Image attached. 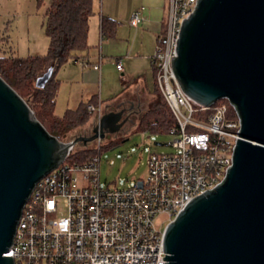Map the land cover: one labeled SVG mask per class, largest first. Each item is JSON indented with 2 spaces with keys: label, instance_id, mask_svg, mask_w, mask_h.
Returning <instances> with one entry per match:
<instances>
[{
  "label": "water",
  "instance_id": "obj_1",
  "mask_svg": "<svg viewBox=\"0 0 264 264\" xmlns=\"http://www.w3.org/2000/svg\"><path fill=\"white\" fill-rule=\"evenodd\" d=\"M173 74L202 106L225 99L240 130L224 179L188 201L164 227V264H264V0H196L183 18ZM49 67L35 81L44 88ZM90 136L50 135L0 77V264L35 184L77 143L119 132L121 112H103Z\"/></svg>",
  "mask_w": 264,
  "mask_h": 264
},
{
  "label": "built area",
  "instance_id": "obj_2",
  "mask_svg": "<svg viewBox=\"0 0 264 264\" xmlns=\"http://www.w3.org/2000/svg\"><path fill=\"white\" fill-rule=\"evenodd\" d=\"M195 5L196 0H168L167 21L151 56L157 88L175 120L169 134L177 151L151 153L146 176L125 189L100 186L99 157L84 163L66 158L35 184L22 209L4 254L14 264L167 263L164 227L155 219L163 215L167 225L189 200L224 179L240 130L227 100L202 106L184 94L173 74L180 25ZM142 10L131 13L130 25L144 21ZM88 110L101 113L92 105Z\"/></svg>",
  "mask_w": 264,
  "mask_h": 264
},
{
  "label": "crops",
  "instance_id": "obj_3",
  "mask_svg": "<svg viewBox=\"0 0 264 264\" xmlns=\"http://www.w3.org/2000/svg\"><path fill=\"white\" fill-rule=\"evenodd\" d=\"M93 8L95 13L89 20L87 38L89 49L78 53L77 60H69L55 73L59 88L54 111L58 106L64 112L74 110L80 103L94 99V104L90 105L100 107L102 113L130 90L140 89L145 95H152L154 91L156 83L151 56L157 36L167 21L168 0H93ZM140 8H143L144 21L137 26L130 25L131 13ZM103 17L115 22L110 37L101 34ZM46 40L48 46L47 36ZM27 42L26 53L21 56L46 54L44 49L36 50L35 41L29 39ZM4 52L18 56L5 34L0 37V54ZM94 65L99 68L94 69ZM149 72L151 86L148 84Z\"/></svg>",
  "mask_w": 264,
  "mask_h": 264
},
{
  "label": "trees",
  "instance_id": "obj_4",
  "mask_svg": "<svg viewBox=\"0 0 264 264\" xmlns=\"http://www.w3.org/2000/svg\"><path fill=\"white\" fill-rule=\"evenodd\" d=\"M94 13L93 0H51L42 13V25L48 39L46 54L28 57L5 52L0 54V77L27 102L47 132L59 139L88 122L91 115L88 106L95 102L94 99H90L88 102L80 103L74 110H66L62 116L54 114L59 88L55 73L69 60H77L78 53L89 49L87 42L89 20ZM114 26L113 20L103 17L102 36H112ZM49 67H53L50 79L44 88H36V79ZM231 113L234 114L232 110ZM174 126L175 120L164 99L159 95L139 118L136 130L169 133ZM93 157L99 156L93 155L91 151H81L69 154L66 161L84 163Z\"/></svg>",
  "mask_w": 264,
  "mask_h": 264
},
{
  "label": "rangeland",
  "instance_id": "obj_5",
  "mask_svg": "<svg viewBox=\"0 0 264 264\" xmlns=\"http://www.w3.org/2000/svg\"><path fill=\"white\" fill-rule=\"evenodd\" d=\"M51 0H0V37L9 36V44L16 50L17 55L26 53L28 40L35 41L36 50L47 51V40L42 25V13ZM29 38V39H28ZM148 84L151 86V73L148 75ZM152 95H145L140 89L128 91L102 112L115 109L124 104L130 109L128 121L123 129L115 134H105L103 139H96L85 146L77 143L70 154L81 151H91L98 154L99 183L103 188L125 189L136 178L147 174L146 161L151 153H175L176 148L170 146L174 136L169 133H151L136 130L139 118L150 108L160 94L154 86ZM64 109L56 107L55 115H62ZM98 114L91 113L90 119L81 127L75 128L61 140L70 141L78 136L92 135V129L98 123ZM165 217L155 219L157 226L165 227Z\"/></svg>",
  "mask_w": 264,
  "mask_h": 264
},
{
  "label": "flooded vegetation",
  "instance_id": "obj_6",
  "mask_svg": "<svg viewBox=\"0 0 264 264\" xmlns=\"http://www.w3.org/2000/svg\"><path fill=\"white\" fill-rule=\"evenodd\" d=\"M107 112H121L120 121L125 119L124 124L121 126V129L119 130V131H121L123 129V126L125 125V123L128 121L127 115L130 114V109L129 108L128 109L125 108L124 104H119V105L116 106L115 109L108 110Z\"/></svg>",
  "mask_w": 264,
  "mask_h": 264
}]
</instances>
